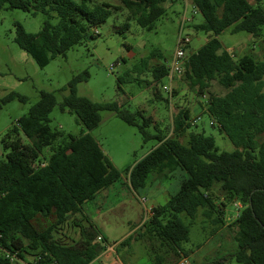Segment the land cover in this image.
<instances>
[{"label": "trees", "instance_id": "16d2710c", "mask_svg": "<svg viewBox=\"0 0 264 264\" xmlns=\"http://www.w3.org/2000/svg\"><path fill=\"white\" fill-rule=\"evenodd\" d=\"M118 1L119 6L96 0H0V11L8 6L48 17L38 33L27 32L15 23V42L45 67L66 55L84 36L93 38L90 30L104 24L114 11L128 12L125 30L130 20L151 29L166 12L167 0ZM191 1L204 19L195 29L206 33L208 39L189 54L185 77L202 96L214 80L228 90L222 96L210 95L205 111L211 126L227 137L234 150L221 151L216 139L205 132H188L195 123L187 109L177 114L173 136H166L147 130L150 118L141 115L143 123L138 125L135 115L117 102L99 103L78 96L77 84L89 78L84 71L69 82V93L60 109L75 114L87 132L68 135L55 146L61 134L51 129L49 115L57 101L53 93L43 92L2 138L6 154L0 159V264H14L8 255L30 264H93L107 250L104 242H98L101 235L95 225L84 214L87 202L121 179L91 134L101 124V111H110L128 125L138 126L144 141L158 143L127 171L133 190L146 188L151 174L167 178L177 170L184 172L178 191L166 204L151 209L145 231L134 237L154 253L156 263L167 261L171 252L188 257L182 246L190 230L181 215L192 222L201 210L207 218L217 213L220 217L213 221L224 225L222 216L228 203L238 200L243 206L232 224L236 228V259L241 264H264V56L261 61L249 55L235 59L223 50L218 39L228 28L234 34L262 35L264 8L260 4L264 0ZM149 58L158 62L152 74L154 82L159 83L168 77L170 67L160 63L163 55L158 50L142 58L134 72L146 70ZM134 79L120 77L119 81ZM13 100L25 103L27 97L10 92L0 100V109ZM184 136L186 143L180 141ZM44 147L50 148L51 155L39 162ZM40 219L47 225L41 227ZM77 228L78 240L60 232ZM132 239L131 235L121 244ZM98 264L106 262L100 260Z\"/></svg>", "mask_w": 264, "mask_h": 264}, {"label": "rangeland", "instance_id": "374dc122", "mask_svg": "<svg viewBox=\"0 0 264 264\" xmlns=\"http://www.w3.org/2000/svg\"><path fill=\"white\" fill-rule=\"evenodd\" d=\"M96 1H105L113 6L120 5L118 0ZM260 6L264 8V1ZM164 7L165 14L153 23L151 29L142 28L135 20H130L129 29L125 30L123 25L127 22L128 12L114 11L104 24L90 30L94 34L93 38L84 36L80 43L67 51L66 55L58 56L47 66L40 67L33 57L15 42V23L21 24L27 32L38 33L48 17L43 13L33 15L21 9L5 6L0 11V100L10 92H15L26 96L27 101L24 103L13 100L0 109V159L6 154L2 145L3 136L40 100L43 92L53 93L57 101L49 115L51 129L61 134L55 146L62 143V139L68 135L78 136L87 132V129L78 123L75 114L60 109L64 97L69 93V82L84 71L88 72L89 78L77 84L78 96L99 103L117 102L135 115L138 125L143 123L141 115L150 118L151 124L147 130L153 134L160 132L166 136H173L177 114L180 110L187 109L191 122L195 123L188 132H205L216 139L221 151H233L232 143L216 127L211 126V119L205 111L206 101L210 95L222 96L228 92L217 80L211 82V86L202 96L198 94L197 89L189 86L185 72L180 76L173 75L171 79L163 78L159 83L154 82L152 69L158 63L156 59L149 58L147 69L142 73L134 72L141 59L149 57L155 50L163 55L160 63L171 67L180 35L190 37L189 53L197 51L208 39L206 33L195 29V25L203 23L204 19L199 12L194 13L191 0L174 2L167 0ZM185 18H190L191 21L186 22ZM56 21L55 18L52 19L53 23ZM182 24L183 29L180 33ZM218 39L223 50L231 53L235 59L245 55L257 61L263 59L264 32L254 38L246 32L234 34L231 28H228L218 36ZM120 77L135 79L120 82ZM164 86H168L169 89H164ZM100 115L101 124L91 134L120 172L121 181L108 187L109 191H114L108 203L96 196V199L84 205V214L95 225L100 237H103L98 242L113 247V252L108 253L102 260H116L118 264H133L136 260L142 264H158L148 246L134 238L141 229H138L132 235L133 239L125 245L121 244L123 241L121 239L135 229L143 219L146 218L148 221L151 206L166 204L178 191L180 172L176 173L170 182L165 181L164 189L160 192L152 188L158 185V181L156 177L151 176L149 187L138 190L137 194L130 197L128 192H132V189L129 190L126 183L127 171L158 143L156 140L144 141L138 126L128 125L110 111H101ZM23 141L29 143L25 137ZM180 141L186 143L187 136L182 137ZM50 155V148L44 147L39 162L48 160ZM239 204L238 200H231L228 203L225 215L222 216L224 225L213 221L215 217H220L217 213H214L212 218H207L201 210L192 222L185 215H181L190 230L189 239L182 247L192 264H241L235 256L236 228L232 226L242 210ZM96 208H99L101 213L97 214ZM39 224L42 227L46 226L47 222L40 219ZM60 232L73 240L79 238L78 228L63 229ZM180 254L171 252L166 260L172 264L180 258ZM100 260L93 264H98Z\"/></svg>", "mask_w": 264, "mask_h": 264}, {"label": "crops", "instance_id": "0c3cea01", "mask_svg": "<svg viewBox=\"0 0 264 264\" xmlns=\"http://www.w3.org/2000/svg\"><path fill=\"white\" fill-rule=\"evenodd\" d=\"M180 172V179H179V182H178V184H177V186H178V189H179V186H180V181L182 180V178L184 177V172H182L181 170H177V171H175L173 174H171V175H169L167 178H161V177H159V176H157V175H155V174H151L150 176H149V178H148V184H147V187L146 188H148L149 187V184H150V177L151 176H154V177H156V181H158V185H155L154 187H152V188H154L155 189V191L156 190H158V192H160V191H162L164 188V183H165V181L166 182H170L174 177H175V175H176V173H179ZM121 181V179L118 181V182H116L114 185H116L117 183H119ZM126 183H127V186L129 187V190H131L132 189V187H131V185H130V183H129V179L127 178L126 179ZM114 185H112V186H114ZM153 186V185H152ZM146 188H144V189H146ZM143 189V190H144ZM129 190H127V192L129 191ZM141 190V189H140ZM132 192H128V195L130 196V197H132V194H137V191H135V190H131ZM114 191H109L108 190V188L107 189H104V190H102L101 192H99L98 194H97V197H99V198H102V200H104L105 201V203H108L109 201H110V199H111V194L113 193ZM96 197V198H97ZM95 198V199H96ZM239 206L240 207H242V205H241V203L239 204ZM154 206H151V209L153 208ZM95 212L97 213V214H99V213H101V210L99 209V208H96L95 209ZM146 218L145 219H143L142 221H141V223L135 228V229H133V230H131L129 233H128V235L126 236V237H124L123 239H121V241L122 240H125L128 236H131V235H133V234H135L136 232H137V230L138 229H141L142 231H145V227H144V224L146 223ZM120 241V242H121ZM116 245V244H115ZM128 249V248H127ZM110 252H113V247L112 246H110V247H108L107 248V250L105 251V252H103L100 256H99V258L102 260L103 259V257H105L108 253H110ZM98 258V260H100ZM102 261H104V260H102ZM106 262V264H118V262H116V260H112V261H108V260H106L105 261ZM165 262H168L167 264H171L169 261H165ZM133 264H142L139 260H136ZM173 264V263H172Z\"/></svg>", "mask_w": 264, "mask_h": 264}, {"label": "built area", "instance_id": "2783aa9c", "mask_svg": "<svg viewBox=\"0 0 264 264\" xmlns=\"http://www.w3.org/2000/svg\"><path fill=\"white\" fill-rule=\"evenodd\" d=\"M194 13L195 14L198 13V10L195 7H194ZM184 21L190 22L191 19L190 18L189 19L185 18ZM182 29H183V24L181 26L180 33L182 32ZM190 41H191V39H190L189 36L180 35V38H179V41H178V48L176 50L174 62L172 64V66L170 67V72H169L168 78L171 79V77L173 75L180 76L184 72L185 62L187 61V59L189 57V54H190L189 51H188L189 50ZM164 89L167 90L169 88H168V86H164ZM98 239L101 240L102 238L99 237ZM0 250H1V247H0ZM8 257L11 259V261L14 264H30L28 262L19 261L18 258L15 255H8ZM49 264H57V263H49ZM173 264H192V263H191V261L189 260L188 257H180Z\"/></svg>", "mask_w": 264, "mask_h": 264}]
</instances>
